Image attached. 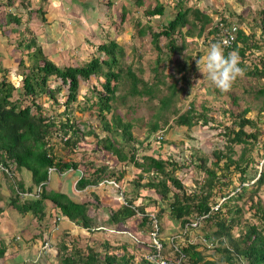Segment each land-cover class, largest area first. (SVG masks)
<instances>
[{"label":"trees","instance_id":"trees-1","mask_svg":"<svg viewBox=\"0 0 264 264\" xmlns=\"http://www.w3.org/2000/svg\"><path fill=\"white\" fill-rule=\"evenodd\" d=\"M14 2L15 0H0V13L4 11L2 17L4 23L12 24L11 31L15 34L14 37L10 38L8 44H12L17 50L26 54L31 64L25 65L24 60L20 58L18 66L25 68L26 71L20 74V84L16 85L14 82V80L16 81L15 76L12 77L10 73L7 74L9 70L0 60V166L3 167L0 170L2 178H0V188L9 191L8 196H0V199H3V204L0 205V224L2 220L11 217V220L7 219L11 223L4 228V230H11L10 233L1 234L3 229L0 225V259H2L0 264L37 263V261L20 259L21 255L19 256V252H17L18 248H14L15 244L19 242V236L23 234L22 227L17 225L14 221L15 218H20L26 224L35 223V229L38 232L37 237L42 238V229L46 231L47 228L48 219L45 208L48 205L50 207L48 216L60 211V223H64V227H66V229L60 227L65 230L62 234L63 237L72 232L70 228L74 231L70 223L73 222L77 228L76 232L84 231L89 238L97 230L95 217L89 215L90 208L94 207L96 209L102 202V196H106L107 199L112 197L119 202L122 201L123 192L118 190L117 183L122 177L119 174L123 173L124 167L119 166V172L122 173H117L107 166L93 168L94 165L87 162V148L80 155V151L76 148L77 143L89 147L91 150L99 149L97 146L102 143L101 148L110 151L111 154L117 157L113 165L120 161L125 165L132 164L139 170L137 173L139 179L132 181L133 188H135L134 193H126L124 197L128 205L110 206L106 223L121 226L131 217L136 216L135 209L145 213L143 206H134V203L135 199L141 200L142 198L144 200L147 198L151 201H158L160 206L163 203L167 204L170 216L179 220L182 227L191 216L194 218L205 216L199 220L200 225L204 222L202 226L210 227L212 230L206 234L204 233L203 237L206 241L211 242L209 248L213 247L214 251L220 254L221 261L235 264L236 259L239 258L245 261L246 264H264V226L252 223L247 225L237 236L232 233V230L240 224L239 214L242 208L238 204V200H241L244 205L250 201V207L254 208L256 215L257 213H263L260 206L261 200L258 197V191L264 183V171L261 168L256 175L247 174L245 167L240 164L244 156L241 155L238 159H233L231 146L227 147L229 153L227 155H224L220 150L215 152L216 164L224 157L227 161L224 163L225 167L228 168L233 164L239 173L235 192L230 196L226 194L227 197L221 202H210L213 180L216 176L215 171L209 168L206 169L208 179L204 194L186 195L182 179L175 175L176 169L180 167L176 160L162 159L154 153H142L141 161H139L135 146L131 147L134 152L129 155L123 151L124 144L117 145L115 143L110 135L113 132L109 131L113 129L116 135H120L123 143H126L128 139H131L130 121L124 122L120 116L116 115L111 119V127L108 122H103L108 131L107 137L104 136L103 139H101L102 136L99 133L94 132L88 134V137L91 136L89 139H85L86 134L80 133L78 126L72 123L71 113L73 110H71L69 104L77 98L79 80L86 81L94 76L100 83L102 91L97 92V99L91 102L90 107L96 109L102 116L107 112L110 113L111 101L115 98L118 84L122 87L127 85L124 90L132 96H146V100L157 98L155 119L147 128L148 138L161 128L160 122L165 124L168 121L169 114L177 115L175 118L176 123L187 128L207 125L208 117L203 113H196L193 105H190L183 113L178 112L175 96L183 90V87H177V81L165 82V78L171 75H164V69L160 66L165 59L167 60L173 54L183 51L184 40L182 39L183 42L178 45L174 37L175 34L183 37L201 36L211 23L210 15L204 13L198 7L185 5V0H173L172 7L166 2L155 0V4L147 7L144 11L145 15L150 16L149 20L161 18L169 7L176 11L160 29H152V26L146 22L143 23L138 16L131 19L129 24L136 28L139 36L142 37L149 32L151 45L156 51L154 65L151 68L155 81L148 83L139 77L138 73L131 69L129 65L123 67L122 59L125 57V50L114 38L102 39L97 44L95 53L81 65H57L46 51L45 43L41 44L40 34H36L30 27L28 28L27 23H22V16L13 11ZM144 2L145 0H134L133 5L141 7ZM96 6V17L92 16L90 18L89 26L102 25L103 20L108 15V12L106 13L107 8L109 9L112 6V2L110 0H96ZM127 10L128 8L123 6L118 13L120 23L125 22ZM36 11L40 15L39 18L47 25L56 20L53 18L48 19L46 11L41 8ZM31 12H33V9H31ZM73 15V20L70 23L77 25L81 16L75 12ZM76 18L78 21L75 20ZM232 23L237 27L233 42L231 45L222 46L225 55L236 51L240 57H243L249 39L254 37V34L253 32L246 33L244 29L238 26L236 20L227 25H232ZM114 25L120 27L116 23ZM81 26L87 28L86 25ZM108 27L110 28V25ZM259 27V39L262 40L264 45V7L260 10ZM209 32H214L215 39L220 43L217 35L218 30L214 26L211 27ZM46 37L47 39L43 38L45 41H51L50 37ZM161 37L167 40L165 50L160 44ZM240 42L244 45H239ZM2 57L5 58L0 46V59ZM240 59V67L244 69L248 76L259 79L264 78V53L259 64H246L243 58ZM7 62L9 61L7 60ZM182 68L183 66L178 68V71ZM51 77L55 80L58 79L56 87L50 86L49 79ZM66 84L67 93L64 99L66 110L63 111L65 120L60 121L62 123L60 127H57L55 117L42 112V106L37 100L45 95L58 103L59 98L56 94L61 90V86ZM161 85H164L163 88L166 91L158 97V92H161ZM256 96L262 99L264 108V83L256 91ZM122 97L124 96L122 95ZM248 111L249 109L245 108L242 111V117L235 121L236 129L227 128L226 138L230 140L231 144L247 143L249 140L257 139L259 134L257 130L245 131V126H255L252 119L243 116ZM54 127L55 129H53ZM69 133L72 134L69 135ZM56 134L64 145L71 146L70 154L79 155L77 159L70 157L68 153L70 159L66 161L55 154L51 139ZM157 137L162 139L161 135ZM80 141L82 142L80 143ZM185 165L187 166V163ZM78 170L79 174L76 173ZM57 178L60 180L69 178L72 182L76 181L75 187L78 190L94 186V188L87 191L91 193L94 200L88 201L86 197L82 200H74L70 197L72 193L68 194L62 186L58 189L57 186L55 188ZM253 178H255L254 181H252ZM25 181H29V183L26 184ZM231 183L232 180L228 179L227 182H223V185H230ZM38 186H40V191L37 192L36 188ZM182 189L183 191L180 193L179 191ZM20 192H27L32 195L22 196ZM215 205H218L217 208L212 209ZM156 216L157 219H160L159 213ZM261 218L264 219V216L261 215ZM146 223L150 228L149 232H151L153 230L152 221L150 223L147 215H144L141 224ZM40 227H42L41 230H39ZM158 230L161 232L162 229L159 228ZM85 234L82 233L81 238L85 239ZM66 242L65 240L61 242L59 248L62 250L59 249L56 252V255L59 254L58 256H60L61 264H156L157 260L155 256L156 249L151 245H149L151 251H147L145 255L140 257L139 263H134L132 253L124 252L118 255L115 252L105 251L103 259H100V255L90 248H88L86 254L75 247H71L69 250V245ZM50 244L53 246L52 242ZM198 245L205 247L198 240L195 243L184 245L182 247L183 256L186 259L189 257L193 264H218L214 259H205L203 253L197 250ZM120 249H126L125 244L114 250ZM46 253L47 251L43 249L36 251L34 260L39 256L42 260ZM152 255H154V258H149ZM166 255L163 248L158 257L163 259ZM173 256L174 254L168 255L167 258H173Z\"/></svg>","mask_w":264,"mask_h":264},{"label":"rangeland","instance_id":"rangeland-1","mask_svg":"<svg viewBox=\"0 0 264 264\" xmlns=\"http://www.w3.org/2000/svg\"><path fill=\"white\" fill-rule=\"evenodd\" d=\"M107 1V0H106ZM112 6L106 13L107 18L103 20L101 26L91 25L89 26L90 18L96 17V0H15L13 11L21 17L22 23H27L28 28L32 29L36 34H40L42 39L41 44L45 43L46 51L51 55V59L59 66L64 64L68 65H81L85 60L90 58L95 51L96 46L102 39L114 38L116 41L123 46L125 50V57L122 59V65H129L131 69L138 73L139 77L152 83L155 81L151 68L154 65V59L156 58V51L150 42V35L147 32L144 36H139L136 32V28L130 26L131 19L139 17L144 23H148L152 26V29H160L163 24L166 23L169 17L175 14L174 9H169L161 18H153L149 20L150 16L144 14L147 7H151L155 4V0H145L143 6L135 7L133 5L134 0H110ZM166 2L170 6L173 4V0H158ZM185 5H192L198 7L204 13H207L211 17V23L206 27L201 36H182L175 34L176 42L180 45L184 40V48L181 53H175L172 57L161 63L160 67H163L164 75L170 74L165 78V82L171 83L177 81V87H183V90L176 94L175 103L179 113H183L188 109L190 105H193L196 113H203L208 117L207 125H197L192 128L178 125L175 121L177 115L168 116V121L161 125L153 136L147 137V128L152 121H154V113L157 105V98L152 100H146V96L130 95L125 92L127 85L118 84L115 92V98L111 101L110 113H105L103 116L97 112L96 109L91 108V102L97 99V92L102 91L101 85L98 80L91 76L88 80H79V89L77 98L71 102L70 108L72 111V123L78 126L80 133L86 134L85 139H89L88 134L99 133L103 139L107 137L108 131L106 130L103 122H110L113 116H120L122 121H130V135L131 139H128L126 143H123L120 135H116L113 129L109 132L115 140L117 145L124 144L123 151L127 154H131L134 151L131 147L135 146L137 151V159L141 161L142 153H154L159 155L162 159H174L180 165L176 169L175 175L179 179H182L184 192L186 195L204 194L206 191V181L208 175L206 169L215 171L216 176L213 180L212 195L209 198L210 202L223 201L227 196L232 195L235 192V185H237L238 171L232 164L228 168L225 167L226 158H222L220 162L216 164L214 153L222 151L224 155L229 154L227 147H232L231 156L233 159H238L241 155L244 156L243 161L240 163L242 167H245L246 173L250 175H256L260 168L264 171V108L262 105V99L256 96V91L264 83V78H253L248 76L246 73L242 78H238L234 83L231 91L223 93L208 81L199 72L196 60L203 58L207 55L209 47L212 43H217L214 37V32H209L211 27L221 19L224 24H229L233 20L237 21L238 26L250 34L253 32V36L249 39L247 48L244 52L243 61L246 64H259L263 57L264 45L260 37V10L264 7V0H185ZM125 6L128 8L125 22L120 23L118 13ZM172 7V6H171ZM38 8L46 11L48 19H56L51 21L50 25L42 21L39 17ZM33 9V12H31ZM74 12L79 14L81 23L72 25L70 23L73 20ZM0 46L2 47L3 56L0 60L2 64L9 70L7 74L15 76L16 85L20 84L21 73L26 71L25 68L18 66L20 58L24 60L25 65L31 64L27 55L17 50L12 44H8L11 37L15 34L11 31L12 24L4 23V11L0 13ZM77 17V16H76ZM75 20L78 21L76 18ZM27 21V22H26ZM86 23V24H84ZM120 25L118 28L114 25ZM24 25V24H23ZM81 25H86L84 28ZM110 25V28L108 27ZM89 27V28H88ZM118 30V31H117ZM185 29L183 30V32ZM182 32V34H183ZM108 34V35H107ZM50 37L51 41L44 40L43 38ZM183 39V40H182ZM167 40L164 37L160 38V44L165 48ZM239 45H244L240 42ZM6 59V60H5ZM7 60L9 62H7ZM183 66L180 71L178 68ZM203 65H201L202 67ZM11 70V71H10ZM162 70V69H161ZM1 74V72H0ZM183 78V79H182ZM58 79L51 77L49 84L52 87H56ZM164 85H161V92H158V97L165 92ZM67 93V84L61 86V90L56 96L59 98V102L55 103L52 99L45 95L38 98L37 102L42 106L41 111L47 115L55 117L56 126L60 127V121L65 120L63 111L66 110L64 103L65 95ZM122 95L124 97H122ZM84 107V108H83ZM247 108L249 109L243 116L245 118L252 119L255 126H245L246 132L258 131L257 139L249 140L247 143L231 144L230 140L226 138L227 128L236 129L235 121H238L242 117V111ZM111 127V126H110ZM55 129V127L53 128ZM72 133H69L71 135ZM55 135V134H54ZM162 139L156 140L157 136ZM53 149L57 156H61L66 161L70 157L78 158L79 155L70 154L71 146L64 145L61 142L59 136L56 134L52 139ZM156 140V141H155ZM82 141H80L81 143ZM148 142V143H147ZM102 143L98 144L97 148L91 150V148L78 144L76 148L80 151V155L84 153V149L87 148L88 158L87 162L92 163L96 167L107 166L122 177L118 180V190L123 192V201H117L115 198H108L102 196L101 204L95 209L91 207L89 215L94 216L96 219L95 232L89 238L83 232H70V234L63 237V230L60 227H64V223H60L61 219L56 215L57 213L48 216L49 206L45 208L47 217V228L46 231L42 229V238L37 237L35 223L26 224L20 218H15L14 221L18 226L22 227V235L18 238V244H15L14 248H18L20 259L37 261V263L31 264H61L59 254L56 252L62 250L59 248L61 242L67 241L69 250L71 247H75L83 253L88 252L90 248L95 253L100 255V259H103L105 251L109 253H117L118 255L127 252L133 255V262L139 263L140 257L145 255L147 251H151L149 245L153 238H151L150 228L148 224H141L142 213L134 217H131L125 224L116 225L106 223V217L109 214L110 206H120L124 203L126 193H134L133 182L139 179L137 173L138 168L132 164H123L115 160L117 157L110 153V151L101 148ZM147 150V151H144ZM70 157H69V155ZM226 161V162H225ZM187 163V166L185 165ZM124 167L122 172H119L120 167ZM92 170V169H90ZM79 174V170L76 171ZM138 177V178H137ZM1 178V176H0ZM79 178V177H78ZM2 179V178H1ZM28 179V178H27ZM113 179V178H110ZM232 180L229 185H223V182ZM253 178L252 181H254ZM251 181V182H252ZM26 184L29 181H25ZM62 188L70 192V197L74 200H82L84 197L88 201L94 200L91 193L87 192L94 186L86 187L85 189L78 190L75 187V182L67 178L60 180L57 178L55 188ZM182 190L179 192L181 193ZM89 193V194H88ZM9 191H4L0 188V196H8ZM258 197L261 200L260 206L263 209V213L255 214L254 208L250 207V201L245 205L238 200V204L241 206L242 211L239 214L240 221L233 230L234 236H237L243 231L249 224H261L264 226V183L261 185L258 191ZM158 201H151L147 198L144 200L135 199L134 206H143L149 217L153 215L160 216L158 224L161 230V240L167 249L168 238L179 232L181 225L179 220H176L170 216L167 204L163 203L161 206ZM3 204V199H0V205ZM138 210V209H137ZM224 210V209H223ZM16 215V214H15ZM194 216V215H193ZM157 217V216H156ZM196 218V217H195ZM190 217L191 220L195 219ZM11 217H7L1 221V228L3 232L1 234L10 233L11 230H4V228L10 224ZM204 223V222H203ZM203 223L199 225V228L189 232L188 240L197 242L200 237H203L204 233L210 232V227H203ZM51 227V229H50ZM203 227V228H202ZM66 229V227H64ZM80 233V234H79ZM85 234V239L81 238V234ZM129 233L131 235H129ZM79 234V235H78ZM188 240L186 241L189 244ZM45 242L53 243L50 244L48 252L44 258H36V251L44 245ZM182 243V241H180ZM144 243V244H142ZM125 244L126 249L114 250ZM181 245V244H179ZM178 244L175 246H179ZM216 245V244H215ZM170 247L169 250L164 253L172 255V249L176 247ZM105 247V248H104ZM172 248V249H171ZM198 251L203 253L205 259H214L218 264H230L220 260V254L214 251V248L201 247L198 245ZM16 252V251H15ZM43 252V251H42ZM40 253V252H38ZM175 257V256H173ZM41 260V261H40ZM235 264H246L241 259H236ZM2 259H0L1 263ZM184 264H193L191 259L188 257Z\"/></svg>","mask_w":264,"mask_h":264},{"label":"clouds","instance_id":"clouds-1","mask_svg":"<svg viewBox=\"0 0 264 264\" xmlns=\"http://www.w3.org/2000/svg\"><path fill=\"white\" fill-rule=\"evenodd\" d=\"M240 64H241V59H240L239 53L236 51H232V52H229L227 55H225L224 48L222 44L219 42L212 43L210 45L208 53L203 58V60H200V59L196 60L197 68L199 72L203 75V77L206 78L208 81H210L215 86V88H217L223 93H227L231 91L236 80L244 76L245 71L242 67H240ZM201 65L203 66L201 67ZM158 139L159 138L157 137L156 140ZM74 182L76 183V181ZM23 193H26V192H20V195H22ZM122 201H123V198H122ZM123 204L128 205L127 202H125V200ZM135 211H136V215L138 214V212H141L137 209H135ZM56 213H57L56 215L60 218L61 216L60 211H56ZM141 213L143 216L147 215V219H149L150 223L152 221V226L154 225L153 220H155L156 226L158 227V229L160 228L158 221H157L158 219L155 215L149 217L147 213H144V212H141ZM70 223L75 231L76 225L73 222H70ZM184 225L179 230V232L171 235L168 238V244L170 243V247H173L177 244L178 245L181 244L179 246H175L176 249L171 248L175 256L173 258H167L168 255H166L163 259L161 257H158V254L163 251V248H164V253L169 249L168 244H167V249H165L164 244L160 237L161 233L158 230L157 239L161 244V248L159 249V251L156 249L154 241L153 242L151 241V246H153L156 249V253H155V256L157 257V260L155 262L156 264H184L186 258L183 256L182 247L187 244L186 241L188 240L189 232L193 230V229H191L190 231L188 230L187 233L182 234V229L184 228ZM70 231L73 232L72 228H70ZM129 235L131 234L129 233ZM202 239H204V237H200L198 241L203 243L205 247L209 248L211 246V242H208L204 239L205 242L210 245V246H207L206 243ZM180 241H182V243ZM188 242L193 243V241L191 240ZM49 248H50V243L45 242L44 245H42V247L39 249L40 250L43 249L48 252ZM40 250H37V251H40ZM149 258L151 259L154 258V255L152 257L149 256Z\"/></svg>","mask_w":264,"mask_h":264},{"label":"built area","instance_id":"built-area-1","mask_svg":"<svg viewBox=\"0 0 264 264\" xmlns=\"http://www.w3.org/2000/svg\"><path fill=\"white\" fill-rule=\"evenodd\" d=\"M213 26H214V28H216L218 30L217 35L219 36L220 43L222 45H224V46L231 45L232 42H233L234 36H235V31L237 29V27L234 25V23H232V25H227V24H224L221 21V19H220ZM2 169H3V167L0 166V170H2ZM36 191L37 192L40 191V186H38L36 188ZM22 195L25 196V195H32V194L26 192V193H23ZM217 206L218 205L213 206L212 209L217 208ZM204 217L205 216H199V218H195L194 220H189L188 222H186V224L184 225V228L182 229V234L187 233V231L188 230L190 231L191 229H193V230L198 229V227L200 225L199 220L202 219V218H204ZM153 223H154V225H153L154 228L150 232V234L152 235V238H153V241H154V244H155L156 249L159 251V249L161 248V244H160V242L157 239L158 227L155 224V220H153ZM202 240L205 242L204 239H202ZM188 241H190V240H188ZM206 245L207 246H210L207 243H206Z\"/></svg>","mask_w":264,"mask_h":264},{"label":"crops","instance_id":"crops-1","mask_svg":"<svg viewBox=\"0 0 264 264\" xmlns=\"http://www.w3.org/2000/svg\"><path fill=\"white\" fill-rule=\"evenodd\" d=\"M80 18H81V17H80ZM79 23H81V21H80ZM84 24H86V23H84ZM72 183H74V181H73Z\"/></svg>","mask_w":264,"mask_h":264}]
</instances>
